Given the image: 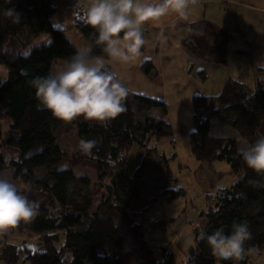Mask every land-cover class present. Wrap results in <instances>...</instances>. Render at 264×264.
<instances>
[{
  "label": "trees",
  "instance_id": "trees-1",
  "mask_svg": "<svg viewBox=\"0 0 264 264\" xmlns=\"http://www.w3.org/2000/svg\"><path fill=\"white\" fill-rule=\"evenodd\" d=\"M52 1L0 0V65L7 76L6 82L0 84V120L8 123L5 139L0 141V175L39 203L38 215L15 227L19 233L37 237L35 251L2 244L0 261L130 264L134 259L137 264H174L166 248L144 240L142 227L135 222L161 199L172 202L183 195L180 189H169L176 182L169 166L175 155L167 158L152 144L173 137L165 120V105L130 92L125 111L105 124L82 119L64 122L39 105L31 80L48 75L55 62L65 63L76 50L64 32L50 23L55 13ZM74 29L86 44H93V54H102L94 45V30L83 17H75ZM43 35L50 36L47 45L21 55L20 50ZM10 41L19 50L6 48ZM185 47L196 57H206L190 43ZM151 69L150 65L142 68L146 75ZM198 76L205 80L203 72ZM192 108L191 155L201 165L227 163L230 173L238 179L207 198L206 211L199 213L203 225L193 230L194 245L188 250L185 264H217L206 239H200L201 233L209 235L220 229L228 233L239 222H247L251 232L243 259L220 264H248L250 253L264 251V175L246 167L233 135H219L213 130L228 127L247 144L255 142L264 123V86L257 83L250 89L228 80L214 97L194 96ZM153 110L160 111L159 119L152 117ZM73 130L80 141H95V146L84 152L95 164L99 180L105 181L101 183L98 202L88 178L75 179L71 169H62L65 154L57 142ZM134 148L140 151L141 160L131 172ZM6 156L12 159L6 160ZM115 221L121 224L123 233Z\"/></svg>",
  "mask_w": 264,
  "mask_h": 264
},
{
  "label": "crops",
  "instance_id": "crops-1",
  "mask_svg": "<svg viewBox=\"0 0 264 264\" xmlns=\"http://www.w3.org/2000/svg\"><path fill=\"white\" fill-rule=\"evenodd\" d=\"M52 6L55 13L50 18L51 25L79 40V36L74 34V22L75 17H83V11L77 0H53ZM144 38L146 43L141 48V63L113 65L112 69L122 74L132 94L154 99L165 105V120L171 126L173 137L171 140L156 141L157 144L153 146L158 150L159 145H165L162 155H175L173 160L179 163V140H182L180 145L187 143L189 147V135L193 131L194 96L214 97L228 80L250 89L257 83L264 86V0H189L188 20L169 15L158 22L148 23L144 28ZM186 43L192 44L197 52L206 57L192 55L185 47ZM145 65L152 68L147 75L142 70ZM199 72H203L204 81L199 78ZM154 113L158 119L161 117L159 110ZM133 151L131 172L141 160L140 151L136 148ZM206 165L212 163L201 165L195 160L193 173H198ZM183 168L185 167L178 165L180 176L176 178V182L180 183L178 187L183 192L181 197L192 198L189 201L193 203L186 207L187 211L184 208L178 214H171L160 201L172 202L161 199L146 212H142L135 222L142 227L146 242L167 250L176 244L187 258L188 250L194 245L193 230L199 227L196 221L189 220L195 209L194 202L199 201L202 206L196 215L200 219L199 213L205 212L208 207L207 198L222 189L213 187V184L203 187L198 185V189H194L187 175L180 172ZM210 174L209 177H214V172L210 171ZM200 191L202 198L196 195ZM184 225L191 230L192 240L187 244H180L176 239ZM0 235L8 240L26 238L16 228L0 232ZM2 243L0 241V247Z\"/></svg>",
  "mask_w": 264,
  "mask_h": 264
},
{
  "label": "clouds",
  "instance_id": "clouds-1",
  "mask_svg": "<svg viewBox=\"0 0 264 264\" xmlns=\"http://www.w3.org/2000/svg\"><path fill=\"white\" fill-rule=\"evenodd\" d=\"M85 23L95 33L94 45L102 54H93V44H83L57 70L34 77L30 84L39 105L64 122L78 119L105 124L125 111L130 88L113 65L141 63V48L146 43L144 28L169 15L189 19V0H77ZM12 11L11 9L9 10ZM7 76L0 73V84ZM90 151L95 141H81ZM248 169L264 175V134L255 142L238 148ZM10 161L11 156H6ZM39 203L30 200L12 180L0 175V232H8L34 219ZM206 239L210 254L222 261L243 259L245 243L251 239L247 222L234 223L231 231L216 230Z\"/></svg>",
  "mask_w": 264,
  "mask_h": 264
},
{
  "label": "rangeland",
  "instance_id": "rangeland-1",
  "mask_svg": "<svg viewBox=\"0 0 264 264\" xmlns=\"http://www.w3.org/2000/svg\"><path fill=\"white\" fill-rule=\"evenodd\" d=\"M74 34H77V36H79V40H77V38H71L68 35V32H65L64 35L65 37L77 48L79 46H81V42L83 44H86L85 41L83 40V37L79 34L78 31H76ZM50 41V36L49 35H43L40 36L38 39H36L35 41H33V43L27 48V49H23L20 50L21 55L25 56L27 55L31 49H33L34 47H38L41 45H47ZM8 49H15V50H19L17 47V44L14 41H10L7 45ZM64 64V62H55V64L52 66L51 68V72L59 69L62 65ZM0 73L5 74L6 75V70L5 68H3L0 65ZM157 110H153V112L151 113L152 117L157 120L158 116L156 115ZM231 129H229L228 127H220L217 128L215 130H213V133L215 134H221V135H233V137L235 139H237V147H241L245 144H247V142L245 140H243L242 138L239 137L237 132L234 131H230ZM8 131V123L6 120H0V141L5 139V135ZM235 134H234V133ZM264 134V123L261 126L260 129V135ZM182 140H179V152L177 153L179 156V163L177 161L171 160L169 162V165L171 166L173 175L175 178H177L178 176H180L179 170H178V165H182L183 168L182 170L180 169V172H184L185 175H187L188 180L191 182L192 186L194 187V189H198V185L203 187L204 185H212L213 187L218 189H223L226 187H229V185H231V183H235L237 181L238 178H235V176L230 174V167L227 163L225 162H221V161H215L212 163V165H206L205 167H201V169L198 171V173L194 174V166H193V162L195 163V160L193 159V157L191 156V153L189 151V147L187 146V143H185L186 145H180V142ZM80 140L77 136V131L73 130L71 131L69 134L65 135L64 137H62L58 142L57 145L59 146V149L65 154V160L63 162L62 165V169H71L73 171L74 174V178L75 179H79L82 177H86L90 180L91 183V187L94 189V191L97 193V199L96 202H98L97 200L99 199V195L101 192V183L102 180H99V173L97 172V169L95 167V164L92 163L90 161V159L88 158V154H86V152H84V150H82L81 146H80ZM159 142H161L159 140ZM152 144L156 145L157 142L156 141H152ZM164 146H160L159 145V149L157 150L158 153L162 154V150L164 149ZM133 153L132 152V159H133ZM166 157H171L166 155ZM133 161V160H132ZM132 163V162H131ZM210 171H212V173L214 172V177H209ZM215 173H219L218 175H215ZM210 174V175H209ZM218 176V177H217ZM234 179V180H233ZM236 179V180H235ZM180 183L179 182H174L171 183L169 185V189L171 190H177V188L179 189ZM217 189V190H218ZM188 192V189H187ZM187 195V194H186ZM196 195H198L200 198L203 197L202 192H198ZM189 196V195H187ZM192 198H186L183 199L182 197H179L175 200L172 201V203H164L165 201H160L161 204H163L164 207H166L168 209V211L173 214V213H180V211H182V209H186L187 211V206L189 207L191 205V203L189 200H191ZM195 204V209L194 211L190 214L189 216V220L191 221H196L197 225L202 227L203 225V218H196L197 212L202 209V206L200 205V202L197 201ZM204 207V206H203ZM198 210V211H197ZM182 218V216L180 217ZM115 225L121 230V232L123 233V228L121 227V224L118 221H115ZM185 227L181 228L182 230L179 232L178 237L176 240H178V242H180V244H187L189 241L192 240L191 237V230L189 229L188 226L184 225ZM4 240L6 242H4ZM62 240V238H61ZM0 241H2L4 244H9V245H14L19 247V249L22 250H27L30 252H34L35 249L37 248V237L35 235L32 236H26V238L24 239H11L8 240L7 238H3L2 235H0ZM2 243V244H3ZM126 247H127V242H126ZM58 247V245L56 246ZM1 250V247H0ZM168 251L173 255V260H174V264H185L186 261V257L185 254L183 253V250L179 247L176 246V244H174V246H171ZM159 251L157 250V260H159V255H158ZM249 261L248 264H264V251L263 252H259V253H250L249 254ZM0 264H3V262L0 261ZM130 264H137V261L132 259L130 261Z\"/></svg>",
  "mask_w": 264,
  "mask_h": 264
}]
</instances>
